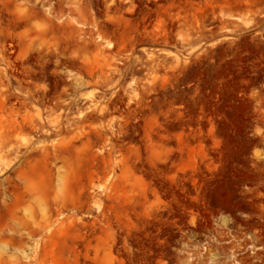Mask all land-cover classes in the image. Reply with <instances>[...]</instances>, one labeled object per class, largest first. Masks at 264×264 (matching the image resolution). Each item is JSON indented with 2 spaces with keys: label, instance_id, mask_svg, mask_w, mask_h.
<instances>
[{
  "label": "rangeland",
  "instance_id": "obj_1",
  "mask_svg": "<svg viewBox=\"0 0 264 264\" xmlns=\"http://www.w3.org/2000/svg\"><path fill=\"white\" fill-rule=\"evenodd\" d=\"M0 264H264V0H0Z\"/></svg>",
  "mask_w": 264,
  "mask_h": 264
}]
</instances>
